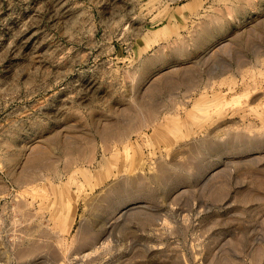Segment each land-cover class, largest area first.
I'll list each match as a JSON object with an SVG mask.
<instances>
[{
    "label": "rangeland",
    "instance_id": "374dc122",
    "mask_svg": "<svg viewBox=\"0 0 264 264\" xmlns=\"http://www.w3.org/2000/svg\"><path fill=\"white\" fill-rule=\"evenodd\" d=\"M0 264H264V0H0Z\"/></svg>",
    "mask_w": 264,
    "mask_h": 264
}]
</instances>
